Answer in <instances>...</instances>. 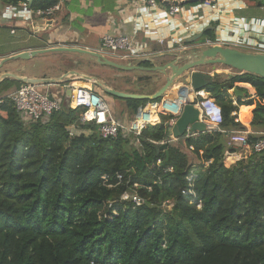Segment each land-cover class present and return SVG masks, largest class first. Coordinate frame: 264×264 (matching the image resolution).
Segmentation results:
<instances>
[{
  "label": "trees",
  "instance_id": "obj_1",
  "mask_svg": "<svg viewBox=\"0 0 264 264\" xmlns=\"http://www.w3.org/2000/svg\"><path fill=\"white\" fill-rule=\"evenodd\" d=\"M219 79L207 92L222 107V130L246 129L241 106L264 128V79ZM240 83L257 99L234 106L226 94ZM22 85L5 80L0 95ZM126 102L134 115L149 103ZM84 112L65 106L47 123L24 125L12 102L0 104V264H264V153L226 167L236 149L217 130L184 137L187 151L159 152L171 116L143 131L138 150L132 135L102 139L81 123Z\"/></svg>",
  "mask_w": 264,
  "mask_h": 264
},
{
  "label": "crops",
  "instance_id": "obj_2",
  "mask_svg": "<svg viewBox=\"0 0 264 264\" xmlns=\"http://www.w3.org/2000/svg\"><path fill=\"white\" fill-rule=\"evenodd\" d=\"M214 4L217 5L215 10L201 3L185 4L179 14L170 16L167 4L149 9L132 0H65L59 12L43 18L38 17L31 7L24 8L23 3L13 6L6 5L0 0V61L28 51L67 47L99 53L106 61L126 68L101 65L97 59L89 55L50 52L29 60L8 61L0 69V77L10 73L22 78L61 82L67 76H75V83L78 86H86L91 82L81 77L89 76L123 93L153 95L165 86L172 72L168 70L164 75L148 69L164 66L177 58H181L183 65L193 57L189 51L194 45L207 42L209 39L214 45L245 53L264 54V0H215ZM12 31H15V35L11 34ZM202 34L204 35L200 40L192 42ZM107 35L115 37L124 35L133 39L136 43L135 55L101 51L102 39ZM95 69L103 73V76L95 75L93 73ZM197 71L208 74L212 82L216 78L224 81L243 75L223 65L199 67ZM184 81V78L178 79L174 88L158 103L167 101L171 106L176 105L179 102L178 91L184 85ZM17 89L9 90L2 95ZM40 89L49 93L54 89L60 94L64 90L62 83L40 85ZM95 89L103 96L97 87ZM233 91L226 94V98L232 101L237 100ZM244 94L240 97L242 101H246L247 97L251 98ZM208 96L212 97L211 94ZM103 97L109 101L106 102L117 121L128 122L138 117L139 114L134 115L126 100ZM194 97L195 95L191 94L189 101H193ZM244 109H249V116L245 114ZM157 111L160 122L161 116L173 117L169 124H174L177 120L174 118L176 111L168 113L169 111L162 106H159ZM252 112V107L241 106L237 115L239 122L246 129L243 131L232 129L230 132H247L261 138L264 135V128L251 126ZM170 144L182 145L184 151H187L183 140H174ZM234 149L235 153L227 152L226 155L236 162L251 156L250 152L243 148Z\"/></svg>",
  "mask_w": 264,
  "mask_h": 264
},
{
  "label": "built area",
  "instance_id": "obj_3",
  "mask_svg": "<svg viewBox=\"0 0 264 264\" xmlns=\"http://www.w3.org/2000/svg\"><path fill=\"white\" fill-rule=\"evenodd\" d=\"M65 0H60L57 5L46 10H37L34 13L38 17H51L61 9V4ZM192 0H132L134 3H138L143 7L149 9H155L159 5H168V14L175 16L180 13L181 7ZM215 0L206 1L202 3L205 6H211L212 9H217V5L214 4ZM30 2V0H29ZM29 2L23 3L24 8H29ZM192 5V4H190ZM189 30V28H186ZM15 35V31L11 32ZM264 46V45H263ZM101 51L109 52L112 54H130L135 55L136 43L128 36H112L107 35L103 37L101 42ZM76 77L67 76L62 81L64 90L61 91V97L52 96L49 92H43L39 85L26 84L20 89L15 90L6 95H0V104L4 101H10L13 103L21 122L24 125H32L36 123H47L50 121L52 115L58 111H61L65 104L66 90L72 91L69 104L72 109H84L85 112L81 116L82 124H92L97 127L99 136L102 139L114 140L120 135L128 137L133 136V139H138L142 136L143 131L148 126H157L160 124V118L158 114L159 106L172 111L165 107L163 102L161 103H148L145 108L139 112L138 117L128 122L117 121L112 115L111 108L106 102L103 96H101L95 89L92 83L88 87L78 86L75 81ZM239 90H244L245 93L252 99H257L256 89L248 83L237 84ZM196 106L200 110V116L202 121L208 125L209 131H219L227 134V147L228 148H243L250 152V154H263L264 153V135L262 138L256 141L250 140V133L247 132H230L222 130L223 124V110L222 107L216 102V100L209 95L205 90L197 92ZM169 104V103H168ZM233 105L237 106V100L233 101ZM157 111L156 115L159 119L158 123L153 122L150 112ZM173 113V111H172ZM133 201L141 202L142 200L135 196Z\"/></svg>",
  "mask_w": 264,
  "mask_h": 264
},
{
  "label": "water",
  "instance_id": "obj_4",
  "mask_svg": "<svg viewBox=\"0 0 264 264\" xmlns=\"http://www.w3.org/2000/svg\"><path fill=\"white\" fill-rule=\"evenodd\" d=\"M33 0H30V3ZM206 1L211 0H192L186 4H198L205 3ZM200 37H196L192 40L194 43L196 40H200ZM212 41L209 39L207 42L200 43L198 45H194V47L189 51L193 57L188 59L186 63L183 65L181 62V58H177L168 64L161 67H154L152 69H148L149 71H158L164 75H166L168 70H171L172 75L167 79L165 86L158 92L153 95H136V94H128L117 91L111 88L107 83L100 82L98 79L89 76H83L81 79H85L88 82H91L94 87H99L103 90V92L110 97L121 99V100H141V101H149L153 103H158L163 99V97L175 86V82L184 78V85L180 87L178 91V103L174 106H171L167 103V101L163 102L165 107L171 109L173 112L176 111L174 118L177 120L174 124L169 125V137L170 141L164 143L160 148V151H167L169 144L171 141H179L184 139V137L195 136L196 134H202L208 132V126L202 121L200 116V110L196 106L197 97L196 93L207 90L208 86L212 83L211 77L208 74L201 73L197 71V68L204 66H216L223 65L232 68L233 70L240 73H249L252 75H256L260 78L264 79V54H251L245 53L236 49L226 48L219 45H214L211 43ZM210 43V44H209ZM50 52H67V53H79L82 55H89L97 59L98 63L101 65L113 66L116 68L126 69L124 67L118 66L115 63L110 61H106L102 55L95 52H90L80 48H67L61 47L57 49H44L37 51H28L24 53H20L9 57L7 59H3L0 61V69L3 67L5 63L12 60H29L38 55H44ZM77 74V73H75ZM78 75V74H77ZM79 76V75H78ZM73 77V76H72ZM75 77V76H74ZM16 80L18 82L30 85H60L62 81L50 80V79H29L22 78L16 75L6 73L0 77V84L5 80ZM234 95L237 98L243 97L245 94L243 91L239 89H235ZM194 94V100L189 101V96ZM66 100L67 107H70L69 100L72 96V91L70 89L66 90ZM173 107V108H172ZM71 108V107H70Z\"/></svg>",
  "mask_w": 264,
  "mask_h": 264
},
{
  "label": "rangeland",
  "instance_id": "obj_5",
  "mask_svg": "<svg viewBox=\"0 0 264 264\" xmlns=\"http://www.w3.org/2000/svg\"><path fill=\"white\" fill-rule=\"evenodd\" d=\"M94 68V67H93ZM95 75H99V76H103V73H101V72H99V71H96V69L94 70V72H93ZM85 84V83H84ZM21 87V86H20ZM19 89V87H15V88H12V89ZM98 88V90L99 91H101V93L103 94V96H108V97H110L109 95H107V94H105L104 92H103V90L101 89V88H99V87H97ZM11 89V90H12ZM51 93V95L53 96H55V97H61L62 95L58 92L57 93V91H55L54 89L50 92ZM106 100V99H105ZM107 101V100H106ZM66 102H67V100L65 99V104H66ZM108 103H109V101H107ZM130 146H131V148H136V149H138V150H140L141 149V147H140V142L139 141H136V140H131V144H129ZM181 149H185V148H183V146L182 145H180L179 146ZM232 157H227V155H226V159H225V165H226V167H231V166H233L234 164H236L237 162L236 161H234V160H232L231 159ZM234 161V162H233ZM234 163V164H233ZM127 197L128 198H130L131 197V194H127ZM166 209H170L171 208V206H168V207H165Z\"/></svg>",
  "mask_w": 264,
  "mask_h": 264
},
{
  "label": "bare ground",
  "instance_id": "obj_6",
  "mask_svg": "<svg viewBox=\"0 0 264 264\" xmlns=\"http://www.w3.org/2000/svg\"><path fill=\"white\" fill-rule=\"evenodd\" d=\"M80 86V85H79ZM90 86V85H89ZM82 87H88L87 85L86 86H82ZM156 113H157V111H152V112H150V114H151V117H150V119L152 118V121L155 123V122H157L158 123V119H157V115H156Z\"/></svg>",
  "mask_w": 264,
  "mask_h": 264
},
{
  "label": "clouds",
  "instance_id": "obj_7",
  "mask_svg": "<svg viewBox=\"0 0 264 264\" xmlns=\"http://www.w3.org/2000/svg\"><path fill=\"white\" fill-rule=\"evenodd\" d=\"M206 92H207V90H206ZM208 93V92H207Z\"/></svg>",
  "mask_w": 264,
  "mask_h": 264
}]
</instances>
